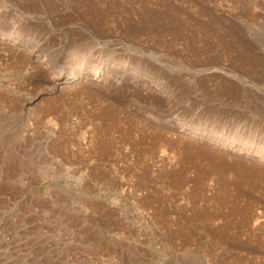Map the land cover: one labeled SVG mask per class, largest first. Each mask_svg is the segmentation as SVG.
<instances>
[{
    "label": "rangeland",
    "instance_id": "1",
    "mask_svg": "<svg viewBox=\"0 0 264 264\" xmlns=\"http://www.w3.org/2000/svg\"><path fill=\"white\" fill-rule=\"evenodd\" d=\"M0 264H264V0H0Z\"/></svg>",
    "mask_w": 264,
    "mask_h": 264
}]
</instances>
